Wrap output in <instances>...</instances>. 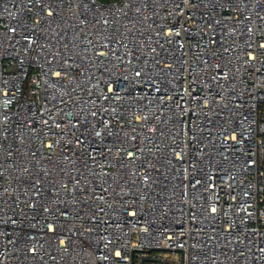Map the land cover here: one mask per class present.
Returning <instances> with one entry per match:
<instances>
[{
  "label": "built area",
  "instance_id": "built-area-1",
  "mask_svg": "<svg viewBox=\"0 0 264 264\" xmlns=\"http://www.w3.org/2000/svg\"><path fill=\"white\" fill-rule=\"evenodd\" d=\"M0 264H264V0H0Z\"/></svg>",
  "mask_w": 264,
  "mask_h": 264
}]
</instances>
